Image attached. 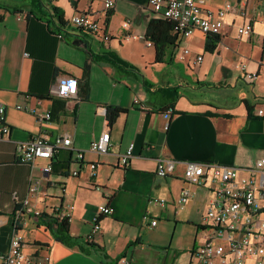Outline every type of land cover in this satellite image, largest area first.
Masks as SVG:
<instances>
[{"label":"crops","instance_id":"obj_1","mask_svg":"<svg viewBox=\"0 0 264 264\" xmlns=\"http://www.w3.org/2000/svg\"><path fill=\"white\" fill-rule=\"evenodd\" d=\"M230 1L237 12L226 16L215 49L208 51L200 30L165 44L167 25L149 0L116 1L106 25L112 35L107 44L90 32L74 33L71 24L80 12L100 17L103 0H0V101L11 126L10 140L0 144V264L15 229L24 236L25 252L48 255L49 264H122V257L128 264L195 262L212 193L186 181L182 161L247 167L264 158V112L258 113L264 109V77H245L246 71L264 72V0ZM224 3L207 0L206 6L216 10ZM246 23L253 33L240 36L238 28ZM149 31L161 38V59ZM182 46L190 54L179 60ZM109 52L126 66L104 59ZM66 75L78 79L79 94L54 103L51 89ZM19 103L34 111L18 109ZM109 106L124 109L113 124L107 120ZM168 107H173L170 117ZM46 110L56 115L41 121ZM105 130L111 135L109 151H91V142ZM41 131L52 138L68 134L72 145L55 156L49 180L40 169L46 160L37 159L33 175L47 196L30 201L52 217L73 203L69 230L78 245L58 240L41 215L23 212L18 217L12 195L27 196L31 168L15 160L14 141ZM132 143L133 156L123 167L120 157ZM78 151L98 163L94 175L85 168L70 175L71 167L78 166ZM158 158L180 162L161 177ZM186 188L190 196L181 206L178 199ZM160 199L165 203L156 202ZM100 205L113 212L100 217L102 231L89 240Z\"/></svg>","mask_w":264,"mask_h":264},{"label":"built area","instance_id":"obj_2","mask_svg":"<svg viewBox=\"0 0 264 264\" xmlns=\"http://www.w3.org/2000/svg\"><path fill=\"white\" fill-rule=\"evenodd\" d=\"M117 0H103V10L100 17L88 12H80L71 18L74 33L90 32L95 38L107 44L112 35L105 26L106 16L115 7ZM207 0H149L152 10L163 18L174 22L173 33L177 35V41L188 38L195 30L206 34H221L226 16L237 12L235 5L230 0H225L219 9H211L206 6ZM127 22L126 24H128ZM240 36H250L253 33L251 23H246L238 28ZM154 43V41H151ZM179 46V45H178ZM28 54V53H25ZM190 54L188 47L182 46L177 52V58L184 60ZM202 56L197 57L201 61ZM245 71L244 63L240 64ZM264 72L246 71L245 77L249 81H255ZM51 95L63 99H70L78 95V79L74 76H60L51 89ZM27 99L31 95H25ZM18 109L34 111V108L25 107L19 103ZM264 109H259L262 114ZM173 107H168L166 114L170 117ZM51 110H46L39 115L41 121L51 120ZM168 125L166 126V128ZM11 126L7 121V107L0 101V144L10 140ZM72 138L68 134L52 138L47 132L41 131L29 140L14 141L15 160L28 164L31 174L28 181V194L21 197L13 193L14 202L19 206L18 217L21 213L42 215L43 211L38 209L30 197L47 196L45 190L41 189L39 179L33 175L37 167L38 158L46 162L40 166L43 177L49 180L52 172V164L57 153L64 148H71ZM111 147V135L105 130L94 139L89 149L97 153H106ZM134 143L120 157V165L126 167L133 156ZM75 162L78 166L71 167L70 175L78 176L83 168L91 175L96 173L98 163L85 160L84 151L76 153ZM176 159L158 158L157 174L166 177L172 174L176 168ZM184 164V176L187 182L205 186L212 193L205 211L204 222L201 227L202 234L197 239L194 249L193 264H264V158H259L252 166L239 167L216 162H203L187 160ZM189 189H184L178 199V204L183 205L189 198ZM164 204L165 199L156 200ZM74 204L57 213L58 217L69 221L73 215ZM113 212V207L100 205L99 211L93 220L92 231L89 240H93L102 231L100 217ZM156 224V220L152 221ZM4 264H49L48 255L32 256L25 252L24 236L15 229L7 253L2 255ZM122 264L128 261L122 257Z\"/></svg>","mask_w":264,"mask_h":264},{"label":"trees","instance_id":"obj_3","mask_svg":"<svg viewBox=\"0 0 264 264\" xmlns=\"http://www.w3.org/2000/svg\"><path fill=\"white\" fill-rule=\"evenodd\" d=\"M110 16V13L106 16V20H105V26L108 23V17ZM59 18V22L60 24H64V20L62 18V15L58 16ZM162 21L164 23H166V28L168 30V35L165 38V44L167 45H174L176 43L177 40V35H175L173 33L174 30V22L171 21L168 18H163ZM156 22V21H155ZM151 24V28L152 26H154V23ZM171 32V33H170ZM157 33H154L149 31L148 33V37L151 39L150 41H154V43L158 46L159 51L157 52V59H161L162 55H163V50H162V42H161V38L158 37L156 35ZM207 39H206V43H205V48L208 51H213L216 47L217 41L219 40V34H206ZM104 59L110 61L111 63H113L114 65H116L117 67L120 66H126V62L123 61L121 58L117 57L115 54L109 52L105 55ZM85 73H87V68L85 70ZM78 94H79V90H78ZM81 97H86V92L83 91L81 92ZM51 99H53L54 103H56L58 101L59 97L56 96H51L49 97ZM61 103V107L59 110H63L64 109V104L62 102ZM124 109L122 107H112L109 106L107 108V120L109 122V124H113L117 118V116L123 111ZM51 119L53 118V115H56L55 112L51 111ZM65 174H68V170L67 172H65ZM41 217L47 222L48 226L50 228H52V230L54 231L56 237L58 240L64 242L65 244L69 245V246H74V245H78L79 244V238H75L70 234V230H69V226H70V221L66 218H60V217H52L50 215L47 214H42Z\"/></svg>","mask_w":264,"mask_h":264}]
</instances>
